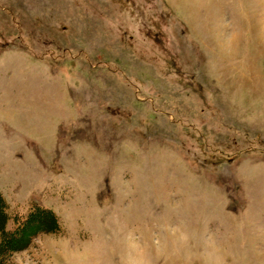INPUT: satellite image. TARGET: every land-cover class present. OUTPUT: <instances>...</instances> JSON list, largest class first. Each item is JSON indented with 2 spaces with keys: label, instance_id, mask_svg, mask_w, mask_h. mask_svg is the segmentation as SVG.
Here are the masks:
<instances>
[{
  "label": "rangeland",
  "instance_id": "1",
  "mask_svg": "<svg viewBox=\"0 0 264 264\" xmlns=\"http://www.w3.org/2000/svg\"><path fill=\"white\" fill-rule=\"evenodd\" d=\"M0 199V264H264V0H0Z\"/></svg>",
  "mask_w": 264,
  "mask_h": 264
},
{
  "label": "trees",
  "instance_id": "2",
  "mask_svg": "<svg viewBox=\"0 0 264 264\" xmlns=\"http://www.w3.org/2000/svg\"><path fill=\"white\" fill-rule=\"evenodd\" d=\"M0 203L2 205V200L0 199ZM4 206L2 205L0 208L2 209ZM1 212V210H0ZM3 212V211H2ZM5 212V211H4ZM31 213H34L31 212ZM41 224L37 223V222H31L30 219L28 217H23L21 218V220H16V222L14 223L13 227L9 230H6V228H4L2 230V237H1V241L0 243H4L5 247L8 245L11 247H21L22 245H24L27 241V238H30V236L32 237L34 234H36L38 232L39 229H41ZM4 232H8L7 234H3ZM10 231V232H9ZM15 232H20L18 237L16 239H11L10 238V233H15ZM10 247V248H11Z\"/></svg>",
  "mask_w": 264,
  "mask_h": 264
}]
</instances>
